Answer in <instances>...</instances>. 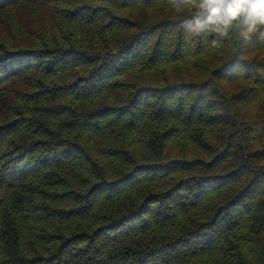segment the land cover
I'll return each mask as SVG.
<instances>
[{
  "label": "trees",
  "instance_id": "trees-1",
  "mask_svg": "<svg viewBox=\"0 0 264 264\" xmlns=\"http://www.w3.org/2000/svg\"><path fill=\"white\" fill-rule=\"evenodd\" d=\"M167 0H0V264H264V40Z\"/></svg>",
  "mask_w": 264,
  "mask_h": 264
},
{
  "label": "clouds",
  "instance_id": "clouds-1",
  "mask_svg": "<svg viewBox=\"0 0 264 264\" xmlns=\"http://www.w3.org/2000/svg\"><path fill=\"white\" fill-rule=\"evenodd\" d=\"M182 26L193 36H209L212 47L233 38L264 40V0H167Z\"/></svg>",
  "mask_w": 264,
  "mask_h": 264
}]
</instances>
